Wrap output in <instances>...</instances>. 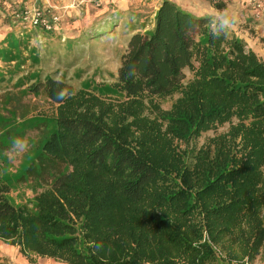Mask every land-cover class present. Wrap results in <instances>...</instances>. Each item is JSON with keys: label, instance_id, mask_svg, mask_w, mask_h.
I'll return each mask as SVG.
<instances>
[{"label": "trees", "instance_id": "16d2710c", "mask_svg": "<svg viewBox=\"0 0 264 264\" xmlns=\"http://www.w3.org/2000/svg\"><path fill=\"white\" fill-rule=\"evenodd\" d=\"M14 13L3 46L59 34ZM211 18L162 0L152 28L128 38L113 84L32 87L54 127L18 181L44 188L32 209L14 206L0 178L1 243L29 264L264 261V60L238 32L214 37ZM111 20L89 39L112 36Z\"/></svg>", "mask_w": 264, "mask_h": 264}, {"label": "rangeland", "instance_id": "374dc122", "mask_svg": "<svg viewBox=\"0 0 264 264\" xmlns=\"http://www.w3.org/2000/svg\"><path fill=\"white\" fill-rule=\"evenodd\" d=\"M98 1L101 2L100 8L90 0H53L54 12L60 16L59 34L50 37L25 34L14 36L12 41L7 39L9 43L4 40V46L0 44V178L9 182L8 199L14 206L32 209L34 197L43 190L44 187L32 179L18 181V178L24 174L54 127V107L42 90L31 91L32 87L48 78L64 81L77 90L97 91L103 85L113 84L128 38L134 31L151 29L155 1ZM177 1H182L190 11L211 17L220 12L212 4H224L223 10L228 9L236 16L231 30L238 32L237 35L264 60V39L260 37L264 27V8L254 13L255 10L248 9L251 8L248 0L249 7L236 10L229 4L232 2L233 6L236 0ZM7 9L0 1V20L5 27L0 26L1 41L7 33L14 34L15 24ZM114 14L119 25L115 33L107 39L91 41L88 35L111 22ZM252 24L261 28H252ZM169 106L168 101L163 105L165 109ZM208 136L210 134L205 138ZM203 142L204 138L200 144ZM2 245L0 243V264H29L24 258L18 262ZM35 264L48 263L44 259Z\"/></svg>", "mask_w": 264, "mask_h": 264}, {"label": "crops", "instance_id": "0c3cea01", "mask_svg": "<svg viewBox=\"0 0 264 264\" xmlns=\"http://www.w3.org/2000/svg\"><path fill=\"white\" fill-rule=\"evenodd\" d=\"M0 1L5 6L8 7L7 12H10L9 15L10 14L12 15L13 12L19 11V10H21L23 8H37L38 10L46 11L48 8H55L56 7V6L53 7V3H52L53 0H0ZM151 1L152 2L155 1V11H156L158 9L160 3L162 2V0H151ZM171 1H173V2H175L177 4H181L182 3V1H177V0H171ZM50 4H52V5H50ZM229 4H230L231 7L234 8V10L240 9V8L249 7V5L247 4V1L246 0H239V1L236 0L233 6H232V2H229ZM243 4L245 5L244 7H243ZM11 5H14L13 8L11 7ZM210 12L211 11H208V13H210ZM210 15H213V13H210ZM153 17H154V14H153ZM0 26H2V28H5V27H3L1 20H0ZM152 26H153V24H152ZM152 26H151V28H152ZM257 27H258L257 29H260L261 28V26H257ZM261 29H262L263 33L261 34L260 37L264 39V27H262ZM2 38H3V36H2ZM249 48L252 51H254L256 54H258L256 50H254L251 47H249ZM2 246H4V247L7 248V251L9 253L8 252H6V253H8L11 257H13L14 259H17L18 262L19 261H23V257L21 255H19V254L18 255L16 254L17 252H15V248L10 247V246H7V245H4V244ZM45 261L48 264H60V263H57V262L52 261V260H46L45 259ZM25 262L26 261H24V263ZM255 264H264V261L258 260V261H256Z\"/></svg>", "mask_w": 264, "mask_h": 264}, {"label": "built area", "instance_id": "2783aa9c", "mask_svg": "<svg viewBox=\"0 0 264 264\" xmlns=\"http://www.w3.org/2000/svg\"><path fill=\"white\" fill-rule=\"evenodd\" d=\"M98 6V0H90ZM251 6L261 9L262 5L259 0H248ZM55 8H48L46 11L38 10L37 8H23L14 13V18L27 25L28 27L40 26L46 31L53 30L60 23V16L54 12Z\"/></svg>", "mask_w": 264, "mask_h": 264}, {"label": "clouds", "instance_id": "9594fccd", "mask_svg": "<svg viewBox=\"0 0 264 264\" xmlns=\"http://www.w3.org/2000/svg\"><path fill=\"white\" fill-rule=\"evenodd\" d=\"M236 22V16L228 9L220 11L217 15L210 19V24L212 25V35L219 38L221 35L226 34L232 27H234Z\"/></svg>", "mask_w": 264, "mask_h": 264}]
</instances>
